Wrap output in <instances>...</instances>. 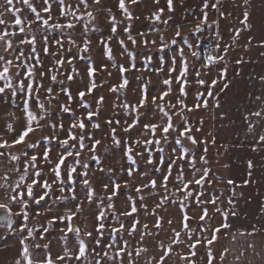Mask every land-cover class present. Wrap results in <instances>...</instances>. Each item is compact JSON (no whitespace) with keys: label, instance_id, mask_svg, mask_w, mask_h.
I'll return each instance as SVG.
<instances>
[{"label":"snow or ice","instance_id":"6c2138e0","mask_svg":"<svg viewBox=\"0 0 264 264\" xmlns=\"http://www.w3.org/2000/svg\"><path fill=\"white\" fill-rule=\"evenodd\" d=\"M21 3L27 6L33 15V20L28 24L27 30L24 26L25 22L18 15L20 9L15 7L14 0H3V5L0 8V62L3 64V70L0 71V81H3V86H0V103H6L10 107H14L17 110L26 114L23 128L12 136L11 141L0 136V159L7 157L10 161H14L19 164L21 155L26 158L25 167L21 173L20 180L23 181L28 176V168L31 167L33 171V178L30 184L26 185V193L17 191L20 188V183H16L15 187L8 183L11 179L7 173L0 176V180L4 183L0 184V189L4 190L5 199L8 202H0V209H3L7 215L0 216V227H4L8 233L18 236L19 243L21 245V257L26 264H137L133 259V253L136 257H140L142 254L147 253L146 247H137L133 250H129L127 240H123L125 232L129 236L137 237L141 243L144 241L145 236H158L161 231L164 230L165 223L169 226L173 224L172 217L165 218L160 215L155 209H162L167 211V208L176 203L180 212V228H169L170 240L167 244L163 240L158 241L157 247L160 249L161 255L159 258H152L148 261V264H168L171 261L174 250L175 255L179 257V261L182 264H200V258L205 257L204 264H225L229 256L232 257L231 264H264V243L259 246L256 243V237H264V224L257 225L252 224L250 229H236L234 228V218L240 215L236 210V205L240 199H243V192L237 194L236 188L247 187L250 183H253L252 177V161L247 162L246 178L237 182L231 177H216L215 179L233 186L229 189L231 195L226 198V206H221L224 201L219 196L208 193L206 186L210 187L212 180L210 176L212 169L208 167L210 160L208 157V144L209 140L204 139L203 136L198 137L195 133H200L204 128V120L198 119L195 124L190 120L186 114L198 113L201 109L208 111L212 109H221L223 106L220 103V92H224L229 89V63L226 59L229 54V50L238 43L241 33L243 31L251 32L252 22L250 20L251 13L248 8L252 7V0H243L244 10L242 11V19L240 20L243 28L232 30L231 40L232 43H226L221 48L220 40L222 37L217 31L216 35V48L213 51L217 52V55L209 54L207 56V62H201L200 68L192 70V75L195 77V83L204 91L197 90L195 99L191 106L186 103L188 96L187 86L190 81L188 79L190 66L184 55V47L177 48L179 53V61L176 56L170 58L169 63V78L163 80V84L166 86V90L163 91L159 97L151 96L150 106L154 111L161 114L163 123H151L142 122L140 120L141 108H145L149 105V90L147 84L142 85L139 102L136 104H129L124 102L120 105H114V107H122L126 113L132 115V122L126 123V127L122 129L123 132H130L138 125H142V136H151L150 139L136 140L135 144L139 145L143 151L135 152V149L131 144H124L122 147V139L117 136V129L112 127L113 124L119 126L121 121L115 116L108 118L105 124L110 129V137L113 144L120 148L129 162L127 169V178L131 179L134 173L140 176L147 177V180L143 181L141 185L134 186L135 198L128 196L125 203V207L121 212H116V203L114 198L121 195L120 183L110 182V184H103L102 188L106 193L107 208L112 209L111 213H108L106 209L100 208L105 202L104 196H97L96 189L93 187L92 181L89 179V173L87 171L89 165L81 164L79 156L81 152L87 147L88 151L92 153L91 159L100 165L99 171L104 172L105 169L102 165L100 157L96 155L97 148L102 144V141L95 139V136L86 132L85 129L89 125L91 128L102 131L100 123L93 119V117H100V107L104 105V97L99 96L96 100V110H92V106L85 101L86 95H91L98 84L96 81L97 68L91 60L89 54L91 51V45L93 41L89 38V34L93 32H99L98 28H89L87 24L82 25L83 31L81 32L82 39L77 43V39L73 37L72 31L77 28L80 21L85 19V15L89 22H93L97 19L94 12L99 13L102 19H108L110 21V35L98 38V43L103 47V54L109 61L112 62L113 67H118L120 72L121 83L118 87L110 86V91L119 94L120 92H126L129 85V80L124 74L130 70H135L136 54L129 51L127 45L123 39L116 37L117 25L115 15L110 7L106 6V0H76L75 4H68L66 0H42L39 5L40 10L33 5L31 0H20ZM141 0H117L116 7L127 20L134 19L129 5H139ZM153 3L159 5L160 0H153ZM167 11L172 13L175 11L174 0H165ZM235 5V0H233ZM222 0H214L213 3H209V0H203L202 2V18L197 23L195 33H203L204 26L208 25V9L211 7L215 10L217 15L221 18L227 19V13L221 11ZM81 8L84 9L81 12ZM89 9H93L89 11ZM56 12L58 16L67 20V23H50L52 13ZM41 12L47 14V18L41 15ZM165 12V8H157L149 17L153 23L168 24L171 17L161 20V16ZM79 13V15H78ZM10 16L14 21L12 27L18 28L20 35H17L15 31H8L9 20L5 19V16ZM138 18V17H136ZM219 28V20L212 22ZM32 24H38L42 29H55L59 32V35L55 38H50L49 35L41 32L40 49L43 55H52L57 57H65V53L70 55L65 58L57 59L55 64L61 68L67 63L70 66V73L66 76L68 81H73L74 78H80L76 68L73 67V61L80 60L87 62L86 72L88 75V85L85 90H78L77 96L82 108L85 109L86 119L89 122L85 124L83 118L75 119L70 126L65 129L63 119L59 113H75L68 105L60 104L59 100L52 95L53 88L45 87L44 84L37 80V75L42 79L47 76L53 83H57V73L59 69L50 68L47 72L44 70L43 60L41 54L37 52V37L35 29ZM65 29L68 31L66 32ZM260 29L262 32L261 39L257 42L255 47L264 49V14L260 17ZM158 30V29H157ZM124 32L127 34V39L133 46L137 44V40L131 34L130 25L124 27ZM31 33L30 38L28 34ZM141 37L145 36V33H139ZM176 37H181L179 28L175 31ZM117 38L120 44L122 53L127 55L129 67H125L123 64L117 65L113 59V49L110 46V41L113 38ZM16 39V43H13V39ZM183 44L188 49H193L194 45L188 41V39L181 37ZM199 39V37H197ZM142 43L147 47L148 40H143ZM155 44L156 41H151ZM56 46V51H50V45ZM171 44H177L176 39L171 40ZM21 45L27 46V51L20 47ZM67 45V47L65 46ZM253 46V37L248 36L245 43V51L249 50V47ZM73 47L76 51L73 52ZM168 47V42L161 37L160 51L163 52ZM195 47H198L196 45ZM11 54V56L9 55ZM191 55L199 60V52L192 50ZM260 56L264 57V51L260 53ZM160 63H164V57L161 56ZM33 61V63H26V61ZM180 64V69L175 77L178 87L175 91L179 93V96L175 98L173 103L171 100H166V97L173 92L172 73L177 72V63ZM243 57L235 60L236 65H243L250 63ZM152 63V56L145 53L143 64L150 67ZM220 65L216 69V76L208 77V79L201 78V69L206 72L212 71L215 65ZM37 66L39 71H37ZM16 67L18 70L14 76L10 75V69ZM163 70V69H161ZM236 76L240 75L239 69H234ZM109 75H111L109 73ZM15 79V84L13 83ZM261 83V91L257 93L249 92L246 97L245 106L243 109H237L240 112L243 122L247 125V131L253 136V151L264 148V75L259 77ZM217 84L220 87L217 89ZM40 89L44 90L47 96V104L40 96ZM67 97V100L71 102L73 100L72 92L68 87H61L59 89ZM215 90V91H214ZM207 97V98H205ZM56 101V107L59 108L58 113H53L52 101ZM157 100L160 103H157ZM209 100L212 101L211 105ZM19 101V103L17 102ZM33 105H37L40 110V119L32 112ZM167 106V107H166ZM178 111H169V109ZM13 118L16 119L15 113H12ZM216 118L219 120L228 119L227 112H217ZM178 118V119H177ZM41 120L44 123H41ZM59 121V122H53ZM35 125V126H34ZM45 126L51 129V132L42 137L48 145L52 144L53 138L58 141L60 148L62 149L58 159L53 163L50 158V153L53 149L46 147L39 155L35 150L40 147L37 141H30L28 138L31 134L42 130ZM7 132H15V127L12 123L5 125ZM78 129V132L76 131ZM195 129V133L193 132ZM65 134L64 139H60L59 133ZM211 136V144H216V136L209 133ZM88 139L91 143L90 146L85 144V140ZM72 142L71 144L69 142ZM184 141L190 142L192 148L185 147ZM172 145L169 149L167 156L165 155V145ZM24 145L25 149H32L33 151L25 150L21 155L15 154L12 150ZM178 145L179 149L175 146ZM153 149L157 155L154 158ZM135 152V155L133 154ZM146 153V155H145ZM143 158L147 165H151V168H145L140 170L137 164L136 157ZM197 156H199L200 167L197 166ZM71 157L72 160L69 164L65 161ZM43 164L51 165L50 171L53 173V180L49 182L47 179H42ZM189 168V172H185V168ZM225 168L229 165L225 164ZM62 168L64 171L62 172ZM78 168L85 169L78 173ZM175 169V174H173ZM12 171L19 172V168H15ZM111 171V170H109ZM75 174V175H74ZM152 174H159V183L156 178H153ZM175 186L176 191L172 196L168 195L169 182ZM53 184L58 187V194L53 190ZM82 185V190L85 195L80 197L77 193L76 185ZM39 186L40 191L35 192L34 189ZM111 191L109 192V187ZM124 187L127 188V182L124 183ZM162 189L163 191H158ZM147 190V191H145ZM70 193L66 196L65 192ZM177 193H183V197L177 196ZM222 195V194H221ZM146 197H152L157 202L155 203V209L149 210V203L146 202ZM76 201L73 210L65 212L64 215L56 214L47 219L49 226L53 224L62 225L59 231L63 233L59 240L63 242L62 253H57L55 259L51 254V239L47 237V229L43 228L44 222L39 225L33 223L29 226V220L40 217L42 213H52L53 205L64 204L66 201ZM97 200L100 205H97L99 210L94 215V223L91 230L88 228L87 218L84 217L86 210L85 204L88 206L93 205V201ZM139 201V205L137 204ZM44 202L42 207L41 203ZM250 202V201H249ZM11 205H16L17 211H13ZM210 206V207H209ZM143 210V213L151 216L154 220L152 227L156 231L149 230L148 223H141L138 218L139 214ZM88 212H92V208H87ZM198 213L191 215L190 213ZM261 219H264V203L261 204L258 209ZM79 215L84 217L83 226L74 225L73 220ZM108 215L115 217L114 222L110 225L107 223ZM120 216L129 218L127 221V227L125 222L120 219ZM18 218V220L16 219ZM219 218V223L214 225V221ZM247 217H245L246 219ZM195 222V226L193 223ZM43 228V231L41 229ZM107 230L109 239L104 240V234ZM183 233L185 239H181ZM68 234H72L77 242L76 248L72 249L68 246ZM87 236L91 243H86L81 235ZM117 234H119L120 242L117 241ZM221 235L231 242L235 243L237 237H245L246 240L238 248L233 249L231 247H224L222 251H214L213 246L220 240ZM37 237L43 240L41 244L37 242ZM250 238V239H247ZM8 236H0V248L6 246ZM31 241V245L29 244ZM103 241V243H102ZM30 246L43 251L45 253L43 260H33L32 253L30 252ZM186 247L187 252H181L179 249ZM202 249V251H201ZM14 264H21L20 259H16Z\"/></svg>","mask_w":264,"mask_h":264},{"label":"rangeland","instance_id":"374dc122","mask_svg":"<svg viewBox=\"0 0 264 264\" xmlns=\"http://www.w3.org/2000/svg\"><path fill=\"white\" fill-rule=\"evenodd\" d=\"M34 6L37 7V10L39 11V5L42 3V0H31ZM76 0H66V3L68 4H75ZM202 2L203 0H174V8L175 11L172 13H169L167 11L165 0H160V4L157 5L153 3V0H141L139 5H129L130 10L133 14L134 19L131 21L127 20L125 16L118 11L116 7L117 0H106V6L110 7L112 9L113 14L116 17V20L118 22L117 25V32L116 37L119 39H123L125 44L127 45L129 51L136 54V69L130 70L126 72L124 75L127 76L129 80V85L126 89V92H120L119 94L113 93L110 91V86H116L118 87L121 83L120 80V72L118 67H113V64L111 61L107 59V57L103 54V47L98 43V38L105 37L110 35V21L108 19H102L100 17L99 13L94 12V15L97 16V19L93 22H89L87 20V17L85 15V19L83 21H80L77 25V28L72 31V35L74 38L77 39V43L80 42L82 39L81 32L83 31L82 25L87 24L89 28H98L100 29L99 32H93L89 34V38L93 41L91 45V51L90 55L92 62L97 68L96 72V81H97V88L91 95L85 96V101L92 106V110H96V100L99 98V96L104 97V105L100 107L101 116L100 117H93L94 120H96L101 125L102 131L96 130L91 128L89 125L86 127L85 131L90 132L95 136V139H99L102 141V144L97 148L96 155L100 157V160L102 162V165L105 169L104 172L99 171L100 165L97 164L94 160L91 159L92 153L88 151V148L86 147L80 154L79 159L81 164H88L89 167L87 169L89 173V179L92 181L93 187L96 189L97 196H104L105 202L103 205H100V202L97 200L93 201V205L88 206L87 203L85 204L86 210L84 213V217L87 218L88 221V228L91 230L92 224L94 221V215L99 210L97 205H100V208H104L107 210L108 213H111L113 210L107 208V199H106V193L104 192L102 185L103 184H110V182L120 183V193L121 195L119 197L114 198V201L117 205L116 212H121L125 207H127V204L125 203L128 196H132L135 198V192H134V186L141 185L143 181L147 180V177L140 176L137 173H134L133 177L131 179L127 178V169L129 162L127 161L126 156L124 155V152L122 151V147L124 144H131L133 148L135 149V152H141L143 149L135 144L136 140H144V139H150L151 136H142L140 135L141 132H143L142 125H138L137 127L133 128L130 132H123L122 129L126 127L125 121L128 123L132 122V115H129L126 113V111L122 107H114V105H120L124 102H127L129 104H136L139 102L140 94H141V87L144 84H147L148 90H149V105L145 108H141V116L140 120L142 122H151V123H163V120L161 119V114L157 111H154L153 108L150 106L151 104V96H157L166 90V86L163 84V80L169 78V63L170 58L172 56L177 57V61H179V53L177 51V48L184 47V55L188 61V64L190 66V72L188 79L190 81L189 85L187 86V91H189L190 95L188 96L186 103L191 106L197 90L204 91V88L207 87V85L204 86V88H201L199 85L195 83V77L192 75V70L195 68H200L201 62H207V56L209 54L211 55H217L218 53L213 51L215 49V45L217 44L216 35L215 33L218 31L220 33L221 39V48L228 43H232L231 36H232V30L233 28L239 29L240 20L242 19V11L244 10L243 6V0H235V5L233 4V0H222V6L221 11H225L227 15V19L221 18L217 15L214 9L211 7L207 10L208 11V25L204 26L203 33H195L193 30L195 29L197 23L202 18ZM214 0H209V3H213ZM89 3H91V0H89ZM15 7L20 9V12L18 15L21 17L22 20H24L25 28L27 30V26L29 23L33 20V15L30 10L27 8L26 5L20 2V0H14ZM0 5H3V0H0ZM163 7L165 8V12L161 16V20L169 19L168 24L164 23H153L152 20L149 18L151 17V14L157 9ZM3 9L0 8V11ZM93 9H89V11H92ZM84 9L81 8V12H83ZM249 11V8H248ZM42 16H45L47 18V14L41 12ZM79 15V13H78ZM138 17V18H136ZM5 19L9 20V26L7 27L8 31H15L17 32V35L19 36L20 33L18 31V28L12 27L11 25L14 23V21L10 18V16H5ZM214 20H219V28L212 22ZM56 22V23H67V20L64 19L61 16H58L57 13L54 11L52 13V18L50 20V23ZM126 25H130L131 27V34L133 37L136 38L137 44L133 46L131 42L127 39V34L124 32V27ZM4 26H0L2 28ZM33 29H35V34L37 37V52L41 54V59L43 60L44 64V70L47 72L50 68H57L59 69V72L57 73V83H53L51 80L48 79L47 76H45L42 81L39 75H37V80L42 82L45 87H52L53 93L52 95L56 97V99L59 100L60 104L68 105L72 111L75 113V116L72 115V113H59V115L63 119V123L65 126V129H67L70 124L77 118H83L86 125L89 124V122L86 119V112L85 109L81 107L79 103V98L77 96L78 90H85L88 85V75L86 72L87 68V62L86 61H80L75 60L73 61V67L76 68L77 72L79 73L80 78H74L73 81H68L66 76L70 73V66L65 63L64 66L61 68L59 65L55 64V61L57 59L65 58L66 56L70 55L69 53H65V57H57L52 55H43L42 50L40 49V40H41V32H44V34L49 35L50 38H55L59 35V32L55 29H42L38 24H32ZM179 28L181 32V37L188 39L190 43L194 45L193 49H188L184 44L181 37L175 36V31ZM158 29V30H157ZM67 32L68 30L65 29ZM139 33H145V36L141 37ZM31 33L28 34L27 38H30ZM161 37H163V40L168 42V47L161 52L160 51V44H161ZM199 37V39H197ZM243 38V37H242ZM148 40L149 44L147 47L142 43L143 40ZM176 39L177 44L173 45L171 44V40ZM151 41H156L155 44H152ZM241 41V38L239 39L238 43ZM245 39H242V42H244ZM13 43H16V39H13ZM235 45V51L229 52L228 57L230 58L229 68L234 66L233 58H238L240 54L243 55L241 52V49ZM198 45V47H195ZM67 47V45H65ZM110 46L113 49V59L116 62L117 65L123 64L125 67H129L128 64V57L127 55L122 53V50L120 48V44L117 38H113L110 41ZM20 47L24 48L25 51H27L26 45H21ZM73 52L76 51V48L73 47ZM192 50L199 52V60H196L192 55ZM231 50V49H230ZM50 51L55 52L56 46L54 44L50 45ZM145 53L152 56V63L150 67H147L143 64ZM11 56V54H9ZM164 57V63H160V57ZM26 63H33V61L29 60L26 61ZM177 72H174L171 74L173 78V92L169 95V97H166V100H171L173 103L175 102V98L179 96V93L176 90L178 85L176 84L175 77L180 69L179 62L176 65ZM220 65H215L210 72H206L204 69H201V78L208 79V77L215 78L216 76V69L219 68ZM163 69V70H161ZM3 70V64L0 62V71ZM18 69L16 67H12L10 69V75L15 74V72ZM37 71H39V68L37 66ZM109 73L111 75H109ZM15 84V79L13 81ZM0 86H3V81H0ZM61 87H68L73 96V100L69 102L67 100V97L64 95L63 92H61L59 89ZM220 87L219 84H217V89ZM215 91V90H214ZM221 93V92H220ZM40 96L44 100V102L47 104V96L44 93L43 89H40ZM207 98V97H205ZM19 103V101H17ZM157 103H160L159 100H157ZM212 101L209 100V104L211 105ZM53 113H58L59 108L56 107V101H52ZM167 107V106H166ZM32 112L37 116V119H40V110L37 105H33L31 108ZM179 109H169V111H178ZM213 110L211 107L208 111H205L201 109L198 113H186L190 120L195 124V122L198 119L204 120V128L200 133H195V129H193V132L198 137L203 136L204 139L209 140L208 144V157L210 160V164L208 167L212 169V174L209 177L210 180H212V184L210 187L206 186V191L208 193L217 195L220 197L222 201H224V182L221 180L215 179L216 177H225V159H224V149H222L221 146H218L217 144L212 145L211 144V136L209 133L214 135V127H215V119L213 117ZM12 113H15L16 119L13 118ZM115 116L117 119L121 121L120 125L117 126L115 124L112 125V127H115L117 129V136L122 139V147L118 148L116 147L110 137V129L105 124V121ZM26 119V114L23 113L20 110H17L14 107H10L6 103H0V136H3L5 139L11 141L12 136H14L17 132H19L23 126H24V120ZM178 119V118H177ZM53 122H59V121H53ZM7 123H12L15 127V132H7L5 129V125ZM41 123L43 124L44 121L41 120ZM35 126V125H34ZM78 132V129L76 130ZM51 132V129L45 126L42 130H39L33 134L30 135L28 140L30 141H37L40 144V147L35 150L36 154L39 155L40 152L44 150L46 147H51L53 149L52 153H50V158L52 159L53 163L58 159L59 155L61 154L62 149L60 148L58 141L53 138L52 144L48 145L45 140L42 139V137L46 136ZM60 139H64L65 134L63 132L59 133ZM72 143L71 141L69 142ZM90 141L88 139L85 140V144L90 146ZM185 147L191 149V144L188 141H184ZM172 147V145H165V155L167 156L169 153V149ZM177 149H179V146H175ZM29 151L31 153L32 149H25L24 145L19 146L18 148L13 149L12 151L17 154L21 155L23 151ZM135 152L133 153L135 155ZM154 158L157 155L155 152V149H153ZM146 155V153H145ZM25 160L26 158L21 155V160L19 164H17L14 161H10L7 157L0 159V176H3L5 173L11 177V179L8 181L9 184H11L13 187H15L16 183H20V188L17 189V191L26 193V185L30 184L32 182L33 178V169L31 167L28 168V176L25 180L21 181L20 176L23 172V169L25 167ZM72 158L69 157L68 160L65 161L66 164H69L71 162ZM137 164L139 166L140 170H144L145 168L150 169L151 165H147L145 160L139 156L136 157ZM197 166L200 167L199 163V156H197ZM15 168H19L20 171H12ZM41 168H42V179H47L49 182H52L53 180V173L50 171L51 165L43 164L41 162ZM111 170V171H109ZM64 169L62 168V172ZM85 171V169L78 168V173ZM189 168H185V172H189ZM173 174H175V169H173ZM75 175V174H74ZM153 178H156L159 183V174H152ZM127 182L128 187H124V183ZM4 183L3 180H0V184ZM77 193L80 197H83L85 195L84 191L82 190V185L77 184ZM53 190L58 194V187L56 184H53ZM35 192H39L40 188L37 186L34 189ZM111 191V186L109 187V192ZM147 191V190H145ZM158 191H163L162 189H158ZM175 186L172 184V182H169V192L168 195L172 196L173 192H175ZM4 190L0 189V202H8L5 199L4 196ZM222 194V195H221ZM65 195L68 196L70 193L67 191L65 192ZM177 196L183 197V193H177ZM146 202L149 203V210L155 209V203L157 202L152 197H146ZM44 202L41 203L40 206L42 207ZM76 201L68 200L64 204H56L53 205V212L52 213H42L40 217H37L35 219L29 220V226H31L33 223L39 225L42 221L44 222L43 228L47 229V237L51 239V254L53 258L55 259V256L57 253H62L63 251V242L59 240V237L63 235L59 231V228L62 225L53 224L49 226L47 224V219L51 216H54L56 214L64 215L65 212L69 210H73L75 207ZM137 204L139 205V201H137ZM224 203L221 205L223 207ZM13 208V211H17L16 205H11ZM91 207L92 212H88L87 208ZM210 207V206H209ZM160 215L167 217H172L173 224L171 226L167 225L165 223L164 230L160 232L158 236H145L143 243L137 238L133 236H129L127 232H125L123 236V240L128 241L129 250H133L137 247H146L148 249L147 253L142 254L140 257H136L135 253H133V259L136 260L137 264H148V261L152 258H159L161 255L160 249L157 247V243L160 240H163L165 244H167L170 240V234H169V228H177L179 230L180 228V212L177 208L176 203H172L168 208L167 211H164L162 209H155ZM191 215H195L198 213H190ZM7 215V213L4 212L3 209H0V216ZM84 217H81L79 215L76 216V218L73 220L74 225L83 226ZM138 218L141 220V223H148L149 224V230L156 231L152 225L154 223V220L151 216H148L147 214L143 213V210H141V213L139 214ZM18 220V218H16ZM120 219L125 222V225L127 227V221L129 218L120 216ZM115 220V217L113 215H108L107 217V223L112 224ZM219 218H217L214 221V225L218 224ZM193 226H195V222H192ZM43 228L41 231H43ZM8 236V240L6 242V246L3 248H0V264H14L16 259L21 260V264H26V261H24L21 257V245L19 243V239L17 235L10 234L7 232V230L4 227H0V236ZM68 246L69 248L75 249L77 242L75 240V237L72 234H68ZM81 238L85 240L86 243H91L90 239L87 236L81 235ZM108 232L105 231L104 234V240H108ZM181 239H185L183 233L181 234ZM117 241L120 242L119 234H117ZM37 242L43 244L44 241L40 240L39 237H37ZM0 243H3L0 241ZM103 243V241H102ZM29 244L31 245V241H29ZM214 251L219 252L222 251L224 248V238L223 235H221L220 240L213 246ZM181 252H187L186 247H181L179 249ZM202 251V249H201ZM30 252L32 253V259L33 260H43L45 253L43 251L37 250L30 246ZM205 257L200 258V264H204ZM59 264V262H58ZM127 264V262H125ZM168 264H182V262L179 261V257L175 255V250L173 257L171 261L168 262Z\"/></svg>","mask_w":264,"mask_h":264},{"label":"crops","instance_id":"0c3cea01","mask_svg":"<svg viewBox=\"0 0 264 264\" xmlns=\"http://www.w3.org/2000/svg\"><path fill=\"white\" fill-rule=\"evenodd\" d=\"M252 7L249 12L252 14L250 20L252 22L251 32L243 31L241 33V41L237 46L243 53L238 58H233L232 61L243 57L246 61H251L243 65H236L229 68L230 80L229 89L220 93V103L223 106L221 109L213 110V117L215 119L214 135L216 136V144L224 149L225 164L229 167L225 168V178L231 177L237 182H241L246 178L247 162L252 161V181L247 187L236 188L237 194L243 192V199H240L236 205V210L240 213L234 218V228L236 229H250L252 224L258 226L264 224V219L259 218L258 209L264 203V148H259L253 151V136L247 131V125L243 122L240 112L237 109H243L246 102V97L249 92L259 93L261 91V83L259 77L264 75V57L260 53L264 49L257 48L255 45L261 39L262 32L260 29V17L264 14V0H252ZM239 29L243 25L239 24ZM253 37V46L245 51L246 38ZM245 39L242 42L243 38ZM220 40V45H221ZM236 45V44H235ZM235 45L229 52L235 51ZM216 48V45L215 47ZM230 61V58H226ZM234 69L240 70V75L234 74ZM217 112H227L228 119L219 120L216 118ZM192 148V146H191ZM233 187L224 183V205L226 206V198L230 197L229 189ZM250 201V202H249ZM245 217H247L245 219ZM224 247L238 248L245 242V237H237L235 243L226 239L224 236ZM250 239V238H247ZM256 243L259 246L264 243V237H256ZM232 257L229 256L225 264H231Z\"/></svg>","mask_w":264,"mask_h":264}]
</instances>
